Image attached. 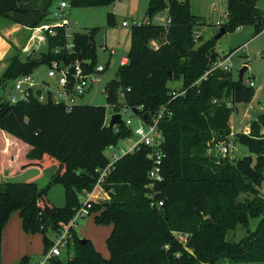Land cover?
Here are the masks:
<instances>
[{
  "label": "trees",
  "instance_id": "16d2710c",
  "mask_svg": "<svg viewBox=\"0 0 264 264\" xmlns=\"http://www.w3.org/2000/svg\"><path fill=\"white\" fill-rule=\"evenodd\" d=\"M20 1L0 0V17L22 26L14 33L28 28L32 32L29 40L45 38L41 44L47 49L38 57H33L31 52L24 60L20 56L23 47L7 36L14 53L7 49L0 58V63L7 59L5 68L0 71V84L17 71L20 75L31 74L37 63L50 65L55 59L66 63L80 60L86 72L94 70L98 64L95 34L99 27L75 32L73 52L62 50L57 54L54 49L62 48L67 42L66 28L56 27V35L44 30L40 35L34 34L33 28L51 20L48 10L30 26L12 15L14 11L29 13L28 8L20 7ZM69 1L73 7H87L109 4L113 0ZM164 9L168 11L167 23H153L150 18ZM227 10L228 19L221 26L227 32L247 24L255 25L257 32L264 29V11L256 0H228ZM147 14L148 21L132 27L128 64L119 65L116 77L108 81L105 88L108 104L116 103L119 91H123L126 103L132 107L142 105L139 112H156L165 104L172 110V115L160 122L166 151L164 180L157 183L154 190L156 199L162 200L163 205H152L149 197L154 191L148 178L152 166L149 148L141 146L118 157L101 183L111 196L110 202L105 205L102 200L93 202L90 209L96 212L97 224H113L106 238L110 256L104 257L90 239L80 243L72 227L69 246L75 243V257L69 264L264 261V191L260 190L264 185V139L239 133L240 141L255 154V157L240 159L226 155L220 160L214 147L221 137L212 143L213 133H231V112L237 103L250 102L256 91L239 82L231 71L222 69H216L207 79L193 85L222 56L216 50L218 39L215 36L204 40L199 35L201 23L191 12L189 0H150ZM11 32L8 33L12 36ZM4 35L0 34L3 40ZM154 42L158 48H154ZM174 79H182L181 88H186L187 92L171 100L172 89L168 83ZM230 101L232 107L228 105ZM106 115L107 107L99 104L78 103L67 110L64 104L52 100L41 102L35 96L14 103L0 100V263L2 231L13 212H19L26 232L44 233L46 251L52 243L47 234L49 219L53 223L52 232H57L83 205L77 190L81 187L93 191L101 172L111 162L106 149L131 134L126 128L115 132L106 124ZM263 118L264 114L251 128ZM2 132L29 145L27 156H17L12 147L5 150ZM212 146L213 151L207 154ZM10 159L13 165L6 172ZM50 166H55L51 180L40 189L35 180ZM31 168L39 169V173L26 181H3L5 174L13 175L16 170ZM53 184L64 185V206H56L49 198ZM253 191L256 198L247 202L238 199L241 193ZM251 218H259L254 231L239 242L226 239L227 231L235 230L238 223L248 224ZM176 232L185 236L184 241ZM55 263L64 264L60 258ZM18 264L33 262L25 255Z\"/></svg>",
  "mask_w": 264,
  "mask_h": 264
},
{
  "label": "rangeland",
  "instance_id": "374dc122",
  "mask_svg": "<svg viewBox=\"0 0 264 264\" xmlns=\"http://www.w3.org/2000/svg\"><path fill=\"white\" fill-rule=\"evenodd\" d=\"M70 3L69 0H66ZM190 9L193 15L197 16L200 20L198 26L199 34L204 40L211 39L219 31L222 25L217 22L221 21L222 24L228 19V0H189ZM61 0H21L20 7L28 8V14L20 11H14L12 15L22 21L33 26L40 20L45 10L49 13V22L59 20L55 16V12L60 11ZM150 0H113L109 4L91 5L87 7H73L71 4L64 8L62 17H66L70 21L69 33L83 32L91 27H99L98 32L95 34V42L97 47L98 64H103L106 69L102 72L96 73L94 76L98 80L79 97L78 103L81 104H99L107 107V117L113 111V106L107 103L106 93L104 92L105 86L108 81L114 79L117 75V70L120 65V60L123 56L128 55L131 46V30L133 22L138 24L143 21H148L147 14ZM257 6L264 11V0H256ZM168 18L167 9L155 13L150 19L155 24H166ZM124 20L129 22L128 26H123ZM16 22L7 18L0 17V34L4 33L5 39L2 43L7 46L9 53H14V48H10L6 40L7 34L11 41H15L23 47L20 56L27 60L28 55L32 53L33 57H38L41 51H45L47 47L41 42L45 38H37L36 43L33 39L29 40L32 33L28 28L22 29L16 33L11 31L16 26ZM14 33V34H13ZM33 33H35L33 31ZM41 33V32H40ZM39 33V34H40ZM7 37V39H8ZM71 40V38H70ZM38 44V45H37ZM41 44V45H40ZM107 45L108 49H114L115 53L110 57V51L104 49ZM37 46V48H35ZM216 50L221 56L232 55V73L234 78L238 79L239 70L247 65L248 69L244 74V80L249 77L255 82L254 89L256 91L255 97L249 102H239L236 104L235 109L230 114V121L232 122L233 129L241 133L245 128L258 119L259 115L264 113V29L261 28L257 32V28L253 24H247L237 27L220 37L216 44ZM233 51V52H232ZM7 64V59L0 63V71H2ZM18 72V71H17ZM13 73L12 78H7L0 84V100L3 102H13L12 98L20 95L15 89V80L20 76L19 73ZM49 64L47 62L37 63L32 67V76L36 81L44 80L50 82L52 87L57 85L56 80L48 75ZM171 89H179L183 85L182 79L172 80L168 83ZM14 103V102H13ZM149 114L154 112H149ZM129 114L123 112V117L126 118ZM134 125L139 122L138 117L133 116ZM256 135V139H264V118L259 124L251 128L247 136ZM238 134H231L227 131L222 133L212 134V143L218 140V143H230V150L227 156L231 159H240L245 156H254L248 146L240 141ZM2 145L8 151L11 147L17 156H27L31 147L26 143L16 141L11 135L1 133ZM135 138H119L118 143L114 147L106 149V154L110 157L111 161L114 160V155L118 158L124 155L132 145ZM211 143V144H212ZM213 151V146L207 149V154ZM204 156L201 155V157ZM208 156V155H207ZM12 165H8L6 172H9ZM55 170V166H50L44 169L41 176L36 178L38 187L44 188L51 180V176ZM39 169L31 168L26 171L16 170L13 175L5 174L3 181H16L23 182L26 179L37 174ZM261 192L264 191V185L260 188ZM65 187L62 184H53L49 190V198L53 203L58 206H64L66 203ZM78 197L84 201L89 197L91 192L84 188L77 190ZM96 197L95 202L102 200V204H108L111 196L104 188L99 186L93 193ZM99 196V197H98ZM256 198V192L250 194L241 193L238 197L241 201H249ZM108 200V203L104 201ZM96 212L88 211L84 217L77 220L74 227L76 230L77 239L87 238L90 239L96 249L106 258L110 256V250L106 243V238L111 234L113 224H97L94 220ZM259 218H251L248 224L238 223L235 230H229L226 233V239L230 242H239L246 237L251 231L257 228ZM48 237L51 239L56 237L55 232H47ZM176 235L184 241V237L180 232ZM75 243L72 242L70 246L63 247L60 259L64 264H69V260L75 257ZM45 252V240L43 232L28 233L23 227L22 218L18 211L11 214L6 222L2 231V260L0 264H18L21 258L25 255L31 257V261L37 262ZM54 264H56L54 262ZM216 264H264V261L255 262H235L231 260L221 259Z\"/></svg>",
  "mask_w": 264,
  "mask_h": 264
},
{
  "label": "built area",
  "instance_id": "2783aa9c",
  "mask_svg": "<svg viewBox=\"0 0 264 264\" xmlns=\"http://www.w3.org/2000/svg\"><path fill=\"white\" fill-rule=\"evenodd\" d=\"M70 5L66 0H61L60 2V11L55 12V16L60 18L59 20L49 22L38 27H35V34L45 31L51 35H56V27H65L66 28V37L67 42L62 48H55L54 52L59 54L62 53V50L67 52H73L75 44L73 41V34L69 33L70 21L66 17H62L64 8ZM137 24L136 21L133 22V25ZM217 24L222 25L221 21H218ZM123 26H128L129 22L124 20L122 23ZM71 38V40H70ZM154 48H158L157 43H153ZM105 50H109L107 45H104ZM110 57L115 53L114 49H110ZM222 56L220 59L214 62V64L199 78L193 85L199 84L202 80L207 79L216 69H222L225 71L232 72V55ZM129 62L127 55L123 56L120 60V65H126ZM106 69V66L103 64H97L93 71L86 72L80 60H75L70 63H66L64 60H53L49 65L48 75L50 78L56 80L57 85L52 87L50 82L40 80L36 81L32 74H23L20 75L15 80V89L20 93V95L12 98L13 102L19 100H26L30 96H35L41 102H47L52 100L55 103L64 104L67 110H71L75 104H78V99L81 97L85 91L89 88V85L96 82L98 77L94 76L98 72H102ZM245 74V73H244ZM234 77V76H233ZM237 79V78H236ZM246 85L254 87L255 82L252 77L242 80ZM106 93V88L104 89ZM186 88L172 89L171 100L175 99L178 96L186 94ZM171 100L169 102H171ZM113 111L106 115V124L109 126L110 120L113 114L120 113L122 116V122L115 123L112 128L115 132L122 131L123 128L130 130V137L135 138L133 144L128 148L127 152H132L134 150L140 149L141 146H146L149 148L148 157L152 162V166L148 172V178L150 179V186L154 190V186L164 180L163 174V164L166 157V151L164 149V134L160 128V122L166 117L172 115V110L168 104L162 105L158 111L148 114L146 112H139L142 109V105L137 107H132L125 102V93L119 91L118 101L114 104ZM230 107L233 106L232 102L228 103ZM123 112L128 113L129 115L124 118ZM133 116L138 117L139 122L137 125H134ZM222 153L227 155L230 150V143H217ZM110 147H114L111 145ZM124 153V154H125ZM118 158L114 155V160L101 172L100 178L97 181L93 191L89 194V197L86 198L83 202V205L77 210L72 220L61 227L56 233V237L52 238L51 246L44 252L42 257L33 264H54L57 258H60L63 252V247H68L72 238L71 228L75 227L77 220L80 217H84L88 211H90L94 198L96 197L93 193L94 191L101 186L104 177L106 174L113 168L114 162ZM99 197V196H98ZM149 197L152 200V205L162 206L163 201L156 199V190L152 191L149 194ZM185 239V236H183Z\"/></svg>",
  "mask_w": 264,
  "mask_h": 264
},
{
  "label": "water",
  "instance_id": "95a60500",
  "mask_svg": "<svg viewBox=\"0 0 264 264\" xmlns=\"http://www.w3.org/2000/svg\"><path fill=\"white\" fill-rule=\"evenodd\" d=\"M227 32V30L224 27H220L218 33L216 34V38L219 39L220 37H222L225 33ZM248 69V66L245 65L243 66L240 70H239V74H238V81L242 82L243 80V76L244 73L246 72V70ZM122 122V116L120 113H116L113 114L110 120V124L109 126L112 127L115 123H120ZM214 151L216 153V155L218 156V158L220 160H223L225 158V154L221 152L220 148L218 145H215L214 147ZM86 172V170H85ZM104 203H108V200L104 201ZM53 231V223H52V219H49V232ZM87 238H83V239H79L80 243H86L87 242Z\"/></svg>",
  "mask_w": 264,
  "mask_h": 264
},
{
  "label": "crops",
  "instance_id": "0c3cea01",
  "mask_svg": "<svg viewBox=\"0 0 264 264\" xmlns=\"http://www.w3.org/2000/svg\"><path fill=\"white\" fill-rule=\"evenodd\" d=\"M22 26L20 25V24H16V26L15 27H13V29L11 30V31H17L18 29H20ZM35 28H33V31L34 32H36L35 30H34ZM11 31H8V32H11ZM200 33V32H199ZM35 34V33H34ZM37 34V33H36ZM38 35H40L39 33H38ZM200 35V34H199ZM7 36H8V34H7ZM1 37H0V58H2L3 57V54H4V52H6L7 51V46L6 45H4L3 43H2V41H1ZM3 40V39H2ZM16 45H17V43L15 42V41H13ZM255 95H256V93H255ZM255 97V96H254ZM264 114V113H263ZM263 114H261V115H263ZM261 115H259V117L261 116ZM259 117H258V119H259ZM258 119H256L255 121H257ZM229 124H230V130H231V134H239L238 132H236L235 131V129H233V125H232V122L229 120ZM251 126H252V123H250V125H248L246 128H245V131L244 132H241V133H248L250 130H251ZM130 137V136H129ZM125 138H128V137H125ZM130 138H133L132 136L130 137ZM17 141V140H16ZM133 144V143H132ZM131 146V145H130ZM13 162H12V160L10 159L9 160V165H13L12 164ZM44 171V170H43ZM38 173H39V171H38ZM37 173V174H38ZM36 175V174H35Z\"/></svg>",
  "mask_w": 264,
  "mask_h": 264
}]
</instances>
